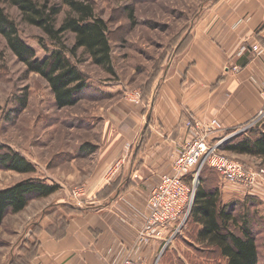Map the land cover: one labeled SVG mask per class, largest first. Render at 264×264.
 <instances>
[{
	"label": "rangeland",
	"instance_id": "rangeland-1",
	"mask_svg": "<svg viewBox=\"0 0 264 264\" xmlns=\"http://www.w3.org/2000/svg\"><path fill=\"white\" fill-rule=\"evenodd\" d=\"M34 1L57 5L62 2ZM81 1L90 2L108 26L115 75L81 57L77 66L86 77V86L76 95L77 104L73 107L57 109L48 84L37 74L27 73L0 36V153L7 150L18 153L34 167V172L28 174L0 167V190L25 180H40L58 188L50 196L29 199L21 212L5 216L0 224V258H4V264H9L10 255L15 259L13 264H26L35 250L37 236L42 233L38 222L43 217L48 221L45 225H49L47 232L53 239L62 235L65 219L75 211L68 205H60L73 201L72 191L84 186L96 174L101 180L106 179V166L110 162L112 165L129 162L150 117L157 91L181 63L180 56L190 33L210 10L218 11L215 8L218 0ZM0 7L18 23L21 40L35 52L38 61L55 50L43 40L40 31L20 23L17 10L10 7L7 0H0ZM66 10L62 7L63 13ZM40 42L46 45L48 52ZM71 42L69 37L67 44ZM151 121L152 118L150 124ZM261 125L264 119L255 124ZM234 133L231 138L238 135L233 131L225 137ZM147 135L148 129L144 139ZM231 138L220 145L221 154L257 170L264 169L262 159L224 152V145ZM84 147L92 148L85 156L82 155ZM206 168L209 167L201 169L197 186ZM56 181L67 188L61 190ZM85 195L90 199L92 193ZM194 228V224L187 223L175 241L168 244L172 246L170 251L175 245L178 247V243L183 247V238L191 235ZM257 246L259 264H264V237L261 235L257 236Z\"/></svg>",
	"mask_w": 264,
	"mask_h": 264
},
{
	"label": "crops",
	"instance_id": "crops-1",
	"mask_svg": "<svg viewBox=\"0 0 264 264\" xmlns=\"http://www.w3.org/2000/svg\"><path fill=\"white\" fill-rule=\"evenodd\" d=\"M218 1V11L210 10L192 30L181 63L157 91L129 162H110L106 179L93 174L84 183L82 187L92 193L91 203L60 205L75 211L65 219L62 235L53 239L46 218L39 220L42 233L29 264H119L132 254L144 264H217L193 249L201 246L196 242L197 229L183 238V247L178 243L173 251L170 245L162 251L164 240L143 244L138 235L147 195L191 142L185 122L195 119L202 132L216 120L220 130L208 140L217 144L226 133L252 123L263 106L259 92L264 87V0ZM253 46L256 52L250 50ZM211 173L224 205L252 200L253 209L264 221V184L243 189ZM56 183L61 190L67 188ZM259 235L264 237V231L259 230ZM12 258L10 255L8 262ZM258 259L260 262L259 253ZM0 264H4L3 257Z\"/></svg>",
	"mask_w": 264,
	"mask_h": 264
},
{
	"label": "trees",
	"instance_id": "trees-1",
	"mask_svg": "<svg viewBox=\"0 0 264 264\" xmlns=\"http://www.w3.org/2000/svg\"><path fill=\"white\" fill-rule=\"evenodd\" d=\"M7 3L17 10L20 23L40 31L43 40L55 48L48 52L46 45L40 42L49 56L38 61L35 52L21 40L18 23L0 7V36L7 49L25 66L27 73L37 74L48 84L57 109L75 106L76 95L86 86V77L77 66L81 57L115 75L108 26L95 13L90 2L62 0L61 5H57L47 1L7 0ZM62 7L67 8L64 13ZM69 37L72 38L70 45L67 44ZM223 150L264 160V125L253 126L245 134L234 136L226 142ZM82 151L85 156L92 148L87 150L84 147ZM0 167L18 174L34 172V167L26 159L9 150L0 153ZM204 171L195 190L188 220L189 224L195 225L192 231L198 230L196 242L201 246L191 247L199 256L213 259L217 264H258L257 236L259 230L264 231V221L253 209L255 202L234 200L224 205L212 178L211 172H216L210 168ZM57 189L56 185H47L40 180H25L0 190V224L7 214L24 210L29 199L50 196ZM34 246L35 250L26 264L36 254L37 241ZM14 260L9 264H13Z\"/></svg>",
	"mask_w": 264,
	"mask_h": 264
},
{
	"label": "built area",
	"instance_id": "built-area-1",
	"mask_svg": "<svg viewBox=\"0 0 264 264\" xmlns=\"http://www.w3.org/2000/svg\"><path fill=\"white\" fill-rule=\"evenodd\" d=\"M250 50L256 52L257 47L253 46ZM259 94L263 102L262 108L254 121L235 130L236 134H245L255 124L263 121L264 87ZM184 129L192 136L191 142L177 155L170 172L159 178L145 199L143 225L138 235L139 241L143 244L149 240H164L163 249L186 227L198 184V175L204 166L216 172L223 181L243 189L251 188L258 183L264 184V169L257 170L255 167L243 165L220 153V145L235 133L221 139L217 144H210L209 137L220 130L216 120H212L207 128L200 132L202 127L198 121L189 119L185 122ZM86 192L83 187L72 191L75 205L91 203L92 199L85 195ZM119 264L144 263L132 254Z\"/></svg>",
	"mask_w": 264,
	"mask_h": 264
},
{
	"label": "water",
	"instance_id": "water-1",
	"mask_svg": "<svg viewBox=\"0 0 264 264\" xmlns=\"http://www.w3.org/2000/svg\"><path fill=\"white\" fill-rule=\"evenodd\" d=\"M147 122H148V120H147ZM146 126H147V125H146ZM146 126H145V127H146Z\"/></svg>",
	"mask_w": 264,
	"mask_h": 264
}]
</instances>
